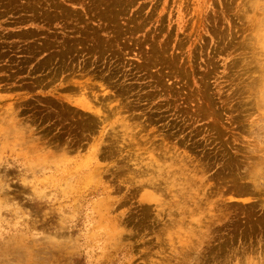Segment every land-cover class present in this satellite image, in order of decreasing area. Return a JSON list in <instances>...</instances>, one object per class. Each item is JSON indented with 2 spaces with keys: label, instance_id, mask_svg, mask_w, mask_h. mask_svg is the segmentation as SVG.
<instances>
[{
  "label": "rangeland",
  "instance_id": "1",
  "mask_svg": "<svg viewBox=\"0 0 264 264\" xmlns=\"http://www.w3.org/2000/svg\"><path fill=\"white\" fill-rule=\"evenodd\" d=\"M0 264H264V0H0Z\"/></svg>",
  "mask_w": 264,
  "mask_h": 264
}]
</instances>
